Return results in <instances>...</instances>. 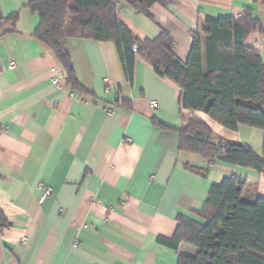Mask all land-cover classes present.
I'll return each mask as SVG.
<instances>
[{
    "label": "crops",
    "instance_id": "crops-1",
    "mask_svg": "<svg viewBox=\"0 0 264 264\" xmlns=\"http://www.w3.org/2000/svg\"><path fill=\"white\" fill-rule=\"evenodd\" d=\"M31 1L0 0V21L8 20L0 26V209L10 223L0 264H178L197 248L175 250L160 238H173L181 216L205 223L198 214L213 185L237 176L247 182L246 200L264 198V173L181 150L179 129L197 117L258 154L264 130L233 131L185 109L181 87L141 57L131 83L109 41L67 36L80 87L71 86L34 36L40 18ZM167 1L151 17L122 1L119 20L141 41L166 28L182 62L207 15L238 19L253 7L264 28V4L255 0ZM246 43L264 61V31ZM46 187L52 193L43 199Z\"/></svg>",
    "mask_w": 264,
    "mask_h": 264
},
{
    "label": "trees",
    "instance_id": "trees-1",
    "mask_svg": "<svg viewBox=\"0 0 264 264\" xmlns=\"http://www.w3.org/2000/svg\"><path fill=\"white\" fill-rule=\"evenodd\" d=\"M122 1L149 17L155 3L168 4L167 0H32L28 4L40 18L34 36L51 48L71 86L80 87L67 36L109 41L116 45L131 83L136 58L141 57L181 87L185 109L202 111L233 131L240 125L264 130V61L261 52L246 43L251 33L264 31L253 7L244 8L238 19L205 16L204 30L194 35L188 58L182 62L166 28L160 26L156 39L141 41L120 22ZM255 2L264 4V0ZM7 21H0V26ZM17 21L14 15L12 25ZM134 45L137 52L132 51ZM179 133L183 151L264 173V153L216 135L203 119L191 118ZM246 185L237 176L224 178L211 187L198 214L205 223L181 216L173 238H160L175 250L181 243L197 248L195 255H179L178 264H264V198L246 200ZM8 227L0 209V234Z\"/></svg>",
    "mask_w": 264,
    "mask_h": 264
},
{
    "label": "built area",
    "instance_id": "built-area-1",
    "mask_svg": "<svg viewBox=\"0 0 264 264\" xmlns=\"http://www.w3.org/2000/svg\"><path fill=\"white\" fill-rule=\"evenodd\" d=\"M132 51H133V52H137V51H138V46H137V45H134V46L132 47ZM10 67L12 68V67H13V64H11ZM60 82H61V81H60L59 78H56V77L53 78V83H54V84L59 85ZM51 193H52V189H51L50 187H46V188L44 189L43 199L46 198V197H48V196H50Z\"/></svg>",
    "mask_w": 264,
    "mask_h": 264
}]
</instances>
